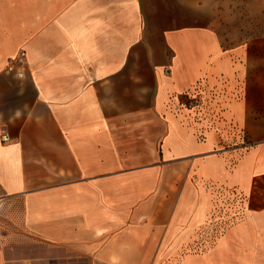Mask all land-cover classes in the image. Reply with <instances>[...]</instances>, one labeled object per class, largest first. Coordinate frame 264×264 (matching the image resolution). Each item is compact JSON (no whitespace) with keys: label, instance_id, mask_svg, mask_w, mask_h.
<instances>
[{"label":"crops","instance_id":"0c3cea01","mask_svg":"<svg viewBox=\"0 0 264 264\" xmlns=\"http://www.w3.org/2000/svg\"><path fill=\"white\" fill-rule=\"evenodd\" d=\"M214 7L0 0V264H264V48Z\"/></svg>","mask_w":264,"mask_h":264},{"label":"rangeland","instance_id":"374dc122","mask_svg":"<svg viewBox=\"0 0 264 264\" xmlns=\"http://www.w3.org/2000/svg\"><path fill=\"white\" fill-rule=\"evenodd\" d=\"M215 17L227 46H252L260 61L264 48V10L261 0H213ZM250 4V5H249Z\"/></svg>","mask_w":264,"mask_h":264},{"label":"built area","instance_id":"2783aa9c","mask_svg":"<svg viewBox=\"0 0 264 264\" xmlns=\"http://www.w3.org/2000/svg\"><path fill=\"white\" fill-rule=\"evenodd\" d=\"M24 58H25V54L24 53H22L21 54V56H20V61H23L24 60ZM21 76V75H20ZM3 141H7L8 140V136L7 135H4L3 137Z\"/></svg>","mask_w":264,"mask_h":264}]
</instances>
